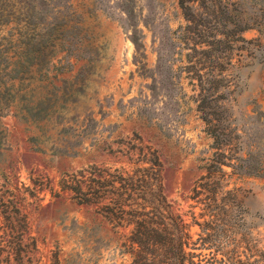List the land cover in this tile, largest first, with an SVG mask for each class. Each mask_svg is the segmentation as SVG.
<instances>
[{"label":"rangeland","instance_id":"374dc122","mask_svg":"<svg viewBox=\"0 0 264 264\" xmlns=\"http://www.w3.org/2000/svg\"><path fill=\"white\" fill-rule=\"evenodd\" d=\"M220 4L226 7L219 5L224 13L218 19L224 20L229 42L207 53L199 46L191 48L195 35L180 34L185 22L176 0H29L34 42L45 38L67 9L74 13L65 37L55 41L49 62L31 66L26 79L13 82L14 97L23 102L15 100L0 115L5 134L0 146V199L15 200L26 214L37 245L36 262L27 264H49L53 255L59 264L130 263L121 233L91 208L66 195L52 197L47 190L35 193L38 200L31 203L28 190L29 177L53 182L63 170L112 163L107 148L114 149L117 138L132 133L156 150L163 192L174 210L187 223L191 224V213L201 220L200 196L191 198V190L205 173L202 165L214 148L198 106L196 73L207 82L215 74L220 77L209 94H221L216 104L228 125L241 131L236 145L253 144L256 156L264 153V0ZM17 16L15 12L0 25V37L12 40V60L20 55L18 36L24 33ZM211 19L205 15L203 20ZM236 19L249 24L240 33L244 42L233 40ZM37 101L46 105L44 119L18 117L22 104ZM225 147L221 150L227 151ZM224 169L225 189L235 191L246 225L264 248V176ZM190 230L195 233L197 227Z\"/></svg>","mask_w":264,"mask_h":264},{"label":"trees","instance_id":"16d2710c","mask_svg":"<svg viewBox=\"0 0 264 264\" xmlns=\"http://www.w3.org/2000/svg\"><path fill=\"white\" fill-rule=\"evenodd\" d=\"M176 2L185 22L180 26V34L184 38L193 35L197 38L192 42L193 50L199 46L200 52L208 53L218 50L219 45L228 44L224 20L218 19V14L221 16L226 7L220 4L222 0ZM67 6L71 7V4ZM200 8L206 10L200 11ZM29 9V0H0V25L7 24L9 16L17 12L19 24L24 28V33L18 36V39L22 38L18 42L21 51L15 60L11 59L14 51L9 55L12 40L0 37V115L14 106L15 100L23 102L22 98L15 99L17 92L13 82L26 79L31 66L37 68L49 62L56 50L55 41L65 37L66 25L74 13L72 8L67 9L61 15V21L51 25L45 38L34 42L37 33L32 30L34 26L30 27ZM205 15H210V22L203 20ZM248 25L244 20L233 21L235 42L245 41L240 33ZM208 76L212 78V71ZM213 77L212 82H207L202 74L196 73L198 106L214 148L202 165L205 173L191 190V198L200 196L197 199L202 204L197 214L200 221L191 213V224L187 223L171 206L163 192L162 164L158 154L135 133L117 138L114 149L107 148L114 157L112 163L91 162L63 170L53 182L44 176L29 177L31 203L38 200L35 193L47 190L52 197L66 195L75 204L91 208L121 233V247L130 258L129 264H264V248L258 245L246 225L245 211L235 191L225 189L223 180L227 175L224 167H229L230 173L264 176V153L256 156L253 144L236 145L235 139L243 135L237 126L228 125L221 106L216 104L215 100L221 98V94H209L220 81L216 74ZM45 108L43 101L34 105L24 103L18 117L26 121L42 120L46 117ZM4 136L0 127V146ZM28 139L31 141L34 137ZM223 145L227 151L221 150ZM16 206L21 204L0 199V264L36 262V239L29 231L26 214ZM192 225L197 227L195 233L190 230ZM49 261V264H59L57 255Z\"/></svg>","mask_w":264,"mask_h":264}]
</instances>
